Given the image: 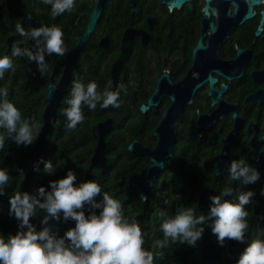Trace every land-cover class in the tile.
I'll return each instance as SVG.
<instances>
[{"label": "flooded vegetation", "instance_id": "obj_1", "mask_svg": "<svg viewBox=\"0 0 264 264\" xmlns=\"http://www.w3.org/2000/svg\"><path fill=\"white\" fill-rule=\"evenodd\" d=\"M207 5L215 8L217 15H205L202 9ZM94 13L95 27L86 43L78 45ZM20 22L32 27L60 26L67 53L46 57L53 69L46 77H41L35 63L16 58L11 77H18V69L28 70L27 83L36 78L40 84H48L43 90L45 95L49 85H55L60 99L57 115L67 108L71 81H82L88 70L104 76L107 84L111 82L116 88L138 85V91L128 86L133 96L144 91L149 99L157 92L158 105L146 113H150L149 117L156 113L152 136L148 134L150 143L145 145L144 137L133 142L154 149L158 145L154 132L170 108L178 116L171 152L179 162L174 163L171 157L164 159L163 170L155 175L148 197L154 189L162 188L171 201L181 204L178 197L185 190L179 184L180 170L187 181L194 182L188 194L195 197L201 212L210 207L208 201L205 210L199 208V198L205 191L219 195L226 188L234 193L254 190V205L247 206L249 242L257 238V226L264 221V196L259 194L264 189V4L250 7L247 0H188L171 10L167 0H77L72 12L53 18L51 6L42 0H0V56L10 54L17 39L32 47L33 41L15 35V25ZM198 45L202 48L195 51ZM68 67L73 69L72 77L63 86L62 77ZM134 77L137 82L132 80ZM209 77L216 80L213 86ZM197 84L201 86L194 91ZM147 101L143 104L147 105ZM49 103L46 96L42 115ZM232 113L237 118L233 119ZM138 157L140 166L129 169L133 170L132 176L143 180L153 162L149 155ZM241 158L260 169V181L244 186L229 179L228 165ZM169 177L171 187L167 186ZM174 182L176 188L169 189ZM230 242L226 252V244L221 247V256L229 261L228 253L235 251L233 261H229L235 264L241 245L246 243Z\"/></svg>", "mask_w": 264, "mask_h": 264}, {"label": "clouds", "instance_id": "obj_2", "mask_svg": "<svg viewBox=\"0 0 264 264\" xmlns=\"http://www.w3.org/2000/svg\"><path fill=\"white\" fill-rule=\"evenodd\" d=\"M247 2L250 7H254L257 0ZM259 2L264 4V0ZM42 3L51 6V16L55 18L72 12L77 0H42ZM202 11L205 15H217L215 8ZM15 35L33 41V45L25 46L17 39L11 46L10 54L0 56V81L13 68L16 58L23 57L30 64L35 63L41 77H46L53 72L46 57H62L67 53L65 34L60 26L32 27L20 22L15 25ZM56 91L55 85L50 86L49 97L54 96ZM122 92L127 95L126 85H119L116 90H112L109 82L101 91L95 81L85 84L79 79L72 80L70 96L66 100L68 107L63 110L65 129L70 132L78 130V126L86 119L85 107L93 112L98 105L101 109L120 108ZM232 117L237 118V114L232 113ZM40 129L37 118L25 117L10 99L8 87L0 86V152L5 151L9 140L18 147L33 144L35 147ZM40 164L44 165L43 171L48 175L56 174L57 167L51 160L41 157L34 171H41ZM153 164H158L154 158ZM19 173L25 176L23 169H19ZM228 173L231 181L244 186L257 183L262 176L258 167L243 158L232 160L228 165ZM10 178V169L0 167V196L8 194ZM259 194L264 196V189ZM256 195L254 190L234 193L231 188H226L219 195L209 196L210 207L205 214L197 215L190 206H181L173 216H166L164 211H160L163 239L157 242L159 247L164 249L174 244L196 247L208 227L220 247L225 246L226 240L247 243L237 264H264V238L251 239L249 242L250 210L247 206L254 205ZM8 205V215L18 222V231L15 235L7 236L0 233V264H154L159 255L157 253L154 256L153 251L145 247L149 233L142 228L141 221L134 220L136 217L133 220L128 218L127 212L131 211V207L126 212L124 204L104 191L99 180L78 181L75 169H68L66 176L61 179L49 181L47 187L40 186L32 192L15 191L8 196ZM39 212L44 215L38 229L32 219ZM52 219L63 223L74 221L75 226L61 235L51 228L49 222Z\"/></svg>", "mask_w": 264, "mask_h": 264}, {"label": "trees", "instance_id": "obj_3", "mask_svg": "<svg viewBox=\"0 0 264 264\" xmlns=\"http://www.w3.org/2000/svg\"><path fill=\"white\" fill-rule=\"evenodd\" d=\"M23 71L18 69L16 70L18 77H11L9 70L5 74V79L0 81V86L8 87L10 99L25 117L35 116L42 125V112L46 104V95L43 90L48 84H40L41 80L39 82L36 78L27 83L28 70ZM132 80L138 81L136 77ZM91 81H95L98 84V90L101 91L108 85L107 78L100 75L96 76L93 70H88L82 82L87 84ZM128 86L133 91H138L136 87L138 85L130 84ZM116 89V86H112V90ZM148 96V93L144 91H139L136 96L130 95L128 92L127 95H124L122 92V106L118 109L112 107L101 109L98 105L93 112L85 107L87 109L84 111L86 119L75 132L65 129L66 117L64 114L58 113L54 133L46 137L41 147V157L45 160H51L53 165L57 167V172L54 175L45 173L43 171L44 165L40 164L41 171H33L30 180L25 183L28 170L34 166L37 150L34 144L28 147H18L12 140L6 142L5 151L0 152V167L10 169L11 178L7 185L8 194L0 196V233L7 236L9 234L15 235L18 231V222L8 215V196L10 194L18 190L32 192L40 186L47 187L49 181L61 179L66 176L68 169H75L78 174V181L99 180L104 191H108L124 204L126 212L130 206L131 211L127 212L130 220L141 216L142 228L149 233L146 237L145 247L152 250L154 256L159 253L154 264H234L230 263L225 256H221V247L217 243L216 236L212 234L211 228L208 227H206L203 238L197 242L196 247H190L186 244H174L164 249L159 247L157 242L163 239V232L160 230V225L163 222L159 215L160 211H164L166 216H173L181 206L187 207L190 204L194 205V207H190L195 210L197 215L205 214L207 211L201 212L196 206L195 197L191 198V195L188 194V190L190 191L194 182L187 181L186 176L181 174L182 170L179 171L180 174L178 175L180 187L185 190L184 195L178 198L181 204L171 201V197L164 193L162 188L154 189L147 201H143L139 192L131 186L130 178L133 170L130 171L129 167L134 165L137 169L140 166L138 164L141 157L132 156L128 146L134 140H140L143 137V142L148 145L150 143L149 137L152 136V129L156 124V113L149 117L150 113L142 114L140 111V106L147 101ZM125 100L127 101L125 102ZM110 117L114 120V128L106 137L108 145L106 149L107 162L103 168L93 167L92 158L96 139L92 129ZM19 169H23L25 176H20ZM172 183L173 181L169 177L167 186L171 187ZM174 188H176V182H174V187L169 189ZM43 215V212H39L38 216L32 219L38 229ZM49 223L53 231H59L61 235L75 226L74 221L63 223L52 219ZM150 226L151 230H149ZM261 229H264V221L257 226V233L254 236L264 238V231ZM231 244L227 240L225 252ZM246 247L247 243L241 245L240 253Z\"/></svg>", "mask_w": 264, "mask_h": 264}, {"label": "water", "instance_id": "obj_4", "mask_svg": "<svg viewBox=\"0 0 264 264\" xmlns=\"http://www.w3.org/2000/svg\"><path fill=\"white\" fill-rule=\"evenodd\" d=\"M188 0H167V3L170 5V9L174 8H180L184 2ZM211 0H208L210 2ZM259 3V0H257V3ZM205 8L209 9V5H207ZM96 16L95 13L93 14L92 21L88 25V29L79 41L78 45H84L86 43L87 38L89 37L90 33L93 31L96 23ZM211 29L214 30L215 26L213 23H211ZM202 46L198 45L195 49L197 51L198 49H201ZM73 69L71 67H68L65 69L61 85H65V83H68L69 80L72 77ZM210 85L213 86L216 80L212 77L208 78ZM52 85H49V87ZM201 84H197L194 88V91L199 88ZM47 88L46 96L47 99L50 101L49 105L47 106L46 110L44 111L42 115V126L40 130V136L35 142V148L38 150V154L36 156V159L34 161V166L35 164L41 159V154H42V144L46 140V137L48 135H51L54 133L56 122H57V105L60 101L59 95L55 94L51 98L49 97V92ZM56 87V86H55ZM59 88V87H58ZM57 89V87H56ZM193 91V92H194ZM156 94L157 92H154V94L148 99L147 105L143 104L141 106V112L146 114L151 107H155L158 105L157 100H156ZM192 100H189L188 103H191ZM216 102V101H215ZM176 117L171 113V109L169 108L165 112L164 119L161 121V124L159 127L154 132V136L157 137L158 139V145L154 149H149V148H143V146L138 142L135 141L133 142L129 147L128 150L133 156H141V155H149L151 157V161L153 162V158L158 162L156 166L154 164L149 168L147 177L143 180H138L135 175L132 176L131 178V184L134 188L138 189L141 192V197L145 201L148 198L149 195V190L152 185V182L158 176L161 171L163 170L164 166V159L165 158H172V161L174 163L179 162V158L173 157L171 148L173 143L175 142V134L177 131V125H176ZM114 120L112 118H109L105 120L104 122H101L97 124L93 128V135L96 138L97 145L95 148V153L92 158V164L94 166L98 167H103L104 164L107 162V156H106V149H107V142H106V135L113 129L114 126ZM163 166H160V165ZM34 166L31 167L28 172L27 176L25 178V183H28L30 180L31 175L33 174L34 171ZM221 171V165L219 166V172ZM211 195V191H205L201 194L199 198V208L201 210H205L207 203L209 201V196ZM146 197V199H145ZM141 216H137L134 220H140ZM232 255V258L230 257ZM233 257H235V251H230L228 253V259L229 261H233Z\"/></svg>", "mask_w": 264, "mask_h": 264}]
</instances>
